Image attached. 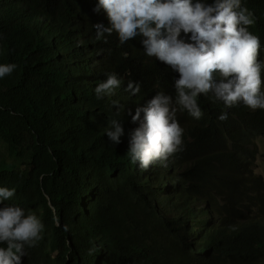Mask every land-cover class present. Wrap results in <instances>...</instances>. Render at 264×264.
Returning <instances> with one entry per match:
<instances>
[{
    "label": "trees",
    "instance_id": "trees-1",
    "mask_svg": "<svg viewBox=\"0 0 264 264\" xmlns=\"http://www.w3.org/2000/svg\"><path fill=\"white\" fill-rule=\"evenodd\" d=\"M98 3L0 0V64L17 66L0 78L9 156L0 187L15 189L0 208L20 206L44 224L22 264H264V179L254 172L264 110L227 109L201 94L200 119L186 110L177 117L183 150L166 168L140 169L127 153L139 126L132 115L158 91L175 97L179 73L145 54L143 35L123 45L115 32L97 40L93 25H108ZM242 6L255 14L249 30L264 62V0ZM113 72L121 86L97 99L95 87ZM128 81L141 84L138 95ZM112 119L124 128L119 144L106 135Z\"/></svg>",
    "mask_w": 264,
    "mask_h": 264
},
{
    "label": "clouds",
    "instance_id": "clouds-1",
    "mask_svg": "<svg viewBox=\"0 0 264 264\" xmlns=\"http://www.w3.org/2000/svg\"><path fill=\"white\" fill-rule=\"evenodd\" d=\"M101 7L107 13L108 25H93L97 40L115 32L123 45L143 35L145 54L179 73L174 80L175 97L158 91L132 115L139 126L130 134L127 153L132 163L139 162L140 169L157 163L166 168L170 157L183 150L185 129L177 113L186 110L200 119L201 94L212 93L227 109L242 103L253 111L264 110L261 41L249 30L256 17L242 6V0H214L213 4L203 0H99L97 10ZM182 30L185 35L191 33L192 42H185ZM16 67L14 63L0 64V78ZM121 84L116 73L108 74L94 89L97 99L114 95ZM126 91L138 95L141 84L128 81ZM112 103L117 112L123 108L117 101ZM227 118V111L218 116L220 121ZM123 134L119 119H112L106 130L108 139L119 144ZM14 194V188L0 187V202ZM43 231L44 224L35 213L25 214L17 205L0 208V244L6 243L0 247V264H22L26 246H36ZM93 251L90 249V254Z\"/></svg>",
    "mask_w": 264,
    "mask_h": 264
},
{
    "label": "rangeland",
    "instance_id": "rangeland-1",
    "mask_svg": "<svg viewBox=\"0 0 264 264\" xmlns=\"http://www.w3.org/2000/svg\"><path fill=\"white\" fill-rule=\"evenodd\" d=\"M264 91V89H263ZM177 117L181 118V112L177 113ZM257 158L254 165V172L264 179V136L256 140ZM9 159L8 151L4 144L0 142V167Z\"/></svg>",
    "mask_w": 264,
    "mask_h": 264
}]
</instances>
